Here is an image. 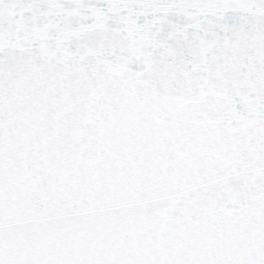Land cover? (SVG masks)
Listing matches in <instances>:
<instances>
[{
    "label": "snow or ice",
    "instance_id": "6c2138e0",
    "mask_svg": "<svg viewBox=\"0 0 264 264\" xmlns=\"http://www.w3.org/2000/svg\"><path fill=\"white\" fill-rule=\"evenodd\" d=\"M0 264H264V0H0Z\"/></svg>",
    "mask_w": 264,
    "mask_h": 264
}]
</instances>
